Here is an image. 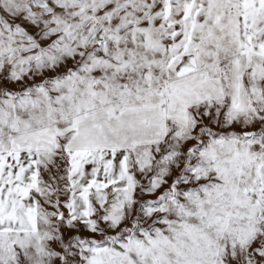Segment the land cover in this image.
<instances>
[{
	"label": "snow or ice",
	"instance_id": "snow-or-ice-1",
	"mask_svg": "<svg viewBox=\"0 0 264 264\" xmlns=\"http://www.w3.org/2000/svg\"><path fill=\"white\" fill-rule=\"evenodd\" d=\"M0 264H264V0H0Z\"/></svg>",
	"mask_w": 264,
	"mask_h": 264
}]
</instances>
